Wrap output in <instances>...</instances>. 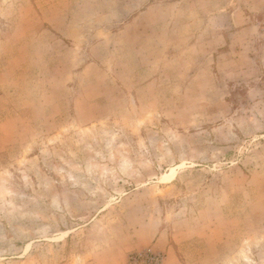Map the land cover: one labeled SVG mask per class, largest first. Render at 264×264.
Listing matches in <instances>:
<instances>
[{"label":"rangeland","instance_id":"374dc122","mask_svg":"<svg viewBox=\"0 0 264 264\" xmlns=\"http://www.w3.org/2000/svg\"><path fill=\"white\" fill-rule=\"evenodd\" d=\"M264 264V0H0V264Z\"/></svg>","mask_w":264,"mask_h":264},{"label":"built area","instance_id":"2783aa9c","mask_svg":"<svg viewBox=\"0 0 264 264\" xmlns=\"http://www.w3.org/2000/svg\"><path fill=\"white\" fill-rule=\"evenodd\" d=\"M163 257L160 254L145 253L138 256H133L130 259V264H162Z\"/></svg>","mask_w":264,"mask_h":264}]
</instances>
